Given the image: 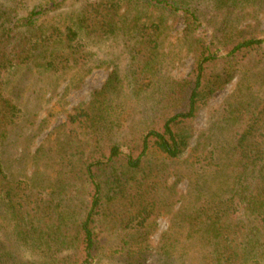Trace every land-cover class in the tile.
I'll return each instance as SVG.
<instances>
[{
	"label": "trees",
	"instance_id": "obj_1",
	"mask_svg": "<svg viewBox=\"0 0 264 264\" xmlns=\"http://www.w3.org/2000/svg\"><path fill=\"white\" fill-rule=\"evenodd\" d=\"M226 6L254 7L264 15V0H218L220 9ZM66 9L72 15L55 21ZM203 13L198 0H0V216L1 209L14 210L5 218L11 231L0 237V264L96 263L103 250L97 223L106 207L156 178L165 184L172 176L187 179L177 165L188 152L187 170L197 177L191 222L207 227L203 243L220 253V264H264V106L249 118L239 109L226 111L218 128L228 136L195 140L201 112L252 54L263 51L264 39L242 25L243 18L239 24L227 20L212 38L200 37ZM171 16L182 18L192 35L187 50L193 68L182 80L170 77L165 53ZM98 35L125 38L132 69L129 75L113 72L69 115V141L84 161L78 176L85 184V215L77 221L56 217L53 227L42 218V201L21 195L5 152L33 84L63 74ZM141 104L143 121L137 117ZM244 211L253 217L252 231L238 224ZM151 214L148 208L138 212L142 228ZM141 235L123 252L130 264L148 263L152 247ZM179 238H166L167 255ZM23 246L30 249L26 259Z\"/></svg>",
	"mask_w": 264,
	"mask_h": 264
},
{
	"label": "rangeland",
	"instance_id": "obj_2",
	"mask_svg": "<svg viewBox=\"0 0 264 264\" xmlns=\"http://www.w3.org/2000/svg\"><path fill=\"white\" fill-rule=\"evenodd\" d=\"M198 3L205 18L203 27L197 32L200 37L212 38L227 20L239 24L238 19L243 18L242 25L256 28L264 39V15L254 7L226 6L220 9L218 0H198ZM72 13L66 9L54 20L69 18ZM166 34L165 53L169 55L170 77L182 80L193 68V55L187 50L192 35L186 31L184 20L174 16L167 19ZM124 39L122 36L105 38L98 35L95 41L88 42L81 57L75 56V61L70 60L72 63L63 74L41 78L43 80L33 84L32 92L21 101L25 117L14 130L6 149V167L15 181H21V195L26 191L42 201L41 205L47 208L42 218L53 227L58 221L56 217L77 221L85 215V208H82L83 201L87 200L85 184L78 176L84 161H79L81 154H77L69 141L66 122L75 109L89 102L94 92L105 86L113 72L129 75L133 63L132 47ZM136 66L135 62L133 71ZM263 106L264 49L258 55L252 54L201 112L195 125V140L200 137L202 140H215L219 134L220 138L228 136L229 131L218 128L226 111L239 109L249 118ZM144 110L145 106H138L140 121L144 120ZM123 152L130 153L127 148H123ZM188 155L189 152L177 165L188 175L187 179L172 176L165 184L161 178H156L143 189L131 191L127 198L115 200L106 207L97 223L103 250L94 264H130L123 252L127 245L138 241L140 234L149 240L152 247L147 264H220V253H215L212 246L203 243L207 227L195 226L191 222L197 195L191 190L195 189L197 177L187 170L190 167L186 163ZM141 208L152 212L143 228L142 218L137 217ZM9 211L8 208L1 209V238L11 231L5 218H10L14 210ZM248 219L249 215L244 211L238 224L252 231L253 217ZM170 235H181L182 238H179L180 244L174 247L172 254L167 255L169 244L166 238ZM230 243L228 246L233 247ZM20 252L25 259L30 256V249L25 246L20 248Z\"/></svg>",
	"mask_w": 264,
	"mask_h": 264
}]
</instances>
